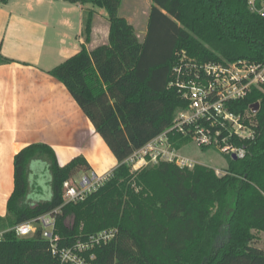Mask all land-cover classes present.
Listing matches in <instances>:
<instances>
[{"label": "trees", "instance_id": "obj_1", "mask_svg": "<svg viewBox=\"0 0 264 264\" xmlns=\"http://www.w3.org/2000/svg\"><path fill=\"white\" fill-rule=\"evenodd\" d=\"M64 1L92 3L108 13V42L92 50L83 44L49 73L66 85L119 165L98 190L64 204V182L90 170L89 161L79 155L61 165L50 145H27L14 157L15 188L0 228L60 207L56 217L61 247L104 229H117L111 242L91 251L92 264H264V249L254 244V231H264L263 92L254 89L228 102L229 110L250 114L254 136L231 139L244 155L235 159L227 154L230 166L223 175L201 163L190 169L161 160L132 170L126 162L189 105L175 84L179 54L185 51L201 63H264V17L253 12L247 0H153L141 39L119 14L122 0ZM94 15L93 9L86 12V42L91 39ZM9 62L12 59L0 51V64ZM256 102L260 109L253 113ZM172 140L179 149L190 139L178 134ZM36 159L48 163L51 196L28 204V167ZM57 263L41 230L29 238L8 231L0 242V264Z\"/></svg>", "mask_w": 264, "mask_h": 264}, {"label": "crops", "instance_id": "obj_2", "mask_svg": "<svg viewBox=\"0 0 264 264\" xmlns=\"http://www.w3.org/2000/svg\"><path fill=\"white\" fill-rule=\"evenodd\" d=\"M89 9L95 15L86 42L84 19ZM109 30L106 9L92 3L0 0V51L12 59L0 64V217L7 215L15 188L14 157L29 144L50 145L61 165L84 155L91 169L81 171L83 175H103L119 165L66 85L49 73L83 44L92 50L107 43ZM34 165L41 167L39 175L33 174ZM28 170L34 197L49 198L48 163L32 160Z\"/></svg>", "mask_w": 264, "mask_h": 264}, {"label": "built area", "instance_id": "obj_3", "mask_svg": "<svg viewBox=\"0 0 264 264\" xmlns=\"http://www.w3.org/2000/svg\"><path fill=\"white\" fill-rule=\"evenodd\" d=\"M247 2L253 12L264 17V0ZM179 56L180 63L175 68L178 80L175 84L189 105L176 112L170 127L126 159L132 170L161 160L192 169L197 162L180 155L174 146L172 137L178 134L195 141L198 147L217 148L238 157L244 155V149L234 145L231 139H249L254 136V123L250 114H237L229 110L227 105L230 101L246 97L254 89L264 93V63L246 60L201 63L189 57L185 51ZM112 176L113 171L103 175L84 174L78 181H65L64 204L85 199ZM59 211L60 207L16 225L0 228V242L8 231H14L20 238H29L41 230V236L49 242L52 254L58 259L57 264H92L95 254L91 251L96 246L111 242L117 235L115 228L104 229L78 238L71 246L61 247L56 217Z\"/></svg>", "mask_w": 264, "mask_h": 264}, {"label": "rangeland", "instance_id": "obj_4", "mask_svg": "<svg viewBox=\"0 0 264 264\" xmlns=\"http://www.w3.org/2000/svg\"><path fill=\"white\" fill-rule=\"evenodd\" d=\"M153 4V0H122L119 14L121 16H124L135 27L136 32L138 33L141 39L144 38L147 32L149 14ZM177 151L180 155L188 157L197 163L205 164L215 168L216 172H219H217L219 175H223L225 173V169L230 166L229 158L226 153L221 152L217 148L203 149L201 147H198L196 142L193 140H187L183 142L182 146L177 149ZM149 165H152V163ZM40 170L41 167H36L34 165L33 174L39 175ZM82 176L83 173L81 171L77 172L74 176V179L78 181ZM30 177H32V174L30 175ZM41 186L46 187V189L48 188L46 184H42ZM29 193L30 194H28L25 199V202L28 204H33L37 201L44 200L47 198H35L34 191L32 189H30ZM72 220L73 219L69 217L67 219V224L71 225ZM254 232L257 234V239L254 241V244L264 249V231Z\"/></svg>", "mask_w": 264, "mask_h": 264}, {"label": "water", "instance_id": "obj_5", "mask_svg": "<svg viewBox=\"0 0 264 264\" xmlns=\"http://www.w3.org/2000/svg\"><path fill=\"white\" fill-rule=\"evenodd\" d=\"M252 108H253V111L254 112H258V110L260 109V103L259 102H256L252 105ZM233 157L236 159L237 158V155H233Z\"/></svg>", "mask_w": 264, "mask_h": 264}]
</instances>
